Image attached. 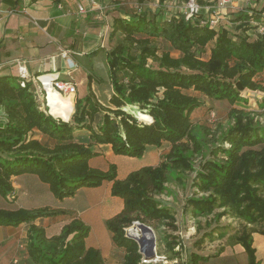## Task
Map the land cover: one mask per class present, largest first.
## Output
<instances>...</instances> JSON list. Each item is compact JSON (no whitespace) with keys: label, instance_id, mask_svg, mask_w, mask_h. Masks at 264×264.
I'll return each mask as SVG.
<instances>
[{"label":"trees","instance_id":"obj_1","mask_svg":"<svg viewBox=\"0 0 264 264\" xmlns=\"http://www.w3.org/2000/svg\"><path fill=\"white\" fill-rule=\"evenodd\" d=\"M136 2L141 5L143 0ZM194 2L203 5L205 0ZM263 11L264 6L237 8L228 25L218 20L215 26L201 24L206 19L201 14V18L163 17L148 8L117 16L111 32L114 45L97 50L105 55L112 88L109 106L95 98L89 81L87 94L75 99L68 121L41 109L21 77L0 76V195L12 202L16 197L12 177L22 173L37 175L58 199L110 181L111 194L124 205L105 225L114 245L124 251L122 264H142L136 240L124 231L134 221L156 222L159 231L161 225L177 230L173 213L156 196L166 191V183H182L187 173H193L191 186L196 190L186 201L193 217L223 208L218 217L264 221V197L258 195L259 186H264V125L235 107L247 102L241 88L264 91V35L256 31V23L264 24ZM159 40L168 42L170 50L163 49ZM171 50L179 54L172 56ZM195 93L231 106L233 122L225 131L217 135L205 123L191 119L204 105ZM76 129L88 132L87 142L75 138ZM35 130L53 144L34 138ZM162 143L169 148L157 165L140 167L122 179L117 178L114 164L107 170L88 164L97 153L95 144H109L116 154L141 157L147 146ZM63 214L73 212L0 208V226L29 224L26 251L34 264H104L100 250L86 245L90 228L80 218L73 216L49 236L35 223L41 217ZM161 230L165 246L174 251L171 233ZM237 241L247 254V264H259L248 237ZM208 258L191 253V264Z\"/></svg>","mask_w":264,"mask_h":264},{"label":"crops","instance_id":"obj_2","mask_svg":"<svg viewBox=\"0 0 264 264\" xmlns=\"http://www.w3.org/2000/svg\"><path fill=\"white\" fill-rule=\"evenodd\" d=\"M123 1L0 0V76L20 77L19 67H23L26 82L40 108L54 117L70 120L74 101L87 94L88 82L95 94L99 82L107 80L103 50L112 48L115 43V37L111 38L114 18L124 17L131 11L122 6L131 7V3H127L129 0ZM256 2L254 6L261 7L258 5L260 0ZM79 6L84 8V12L78 11ZM212 6L208 3L206 8ZM100 48L103 50L97 51ZM54 79L71 80L76 85V92L64 96L56 93L50 86ZM107 83L111 87L109 80ZM74 134L77 140L87 142L86 130L76 129ZM33 137L40 141L46 139L36 130ZM92 147L97 153L89 158V166L107 170L114 164L117 178L122 179L140 167L157 165L169 144L149 145L141 157L116 154L109 144ZM12 185L15 199L9 202L0 195V208L50 207L71 211L73 215L41 217L35 223L42 226L49 236L57 234L65 222L76 216L90 228L86 245L99 249L106 264L123 263L124 251L114 245L111 232L105 225V221L120 212L124 205L120 197L111 194L110 181H104L97 187L79 188L70 196L81 198L77 206L63 205L62 201L67 197H54L49 186L33 173L13 176ZM28 226V223L0 226V264H34L26 251Z\"/></svg>","mask_w":264,"mask_h":264},{"label":"rangeland","instance_id":"obj_3","mask_svg":"<svg viewBox=\"0 0 264 264\" xmlns=\"http://www.w3.org/2000/svg\"><path fill=\"white\" fill-rule=\"evenodd\" d=\"M220 0H205L203 5H198V11L193 17L206 19H214L224 21L227 25L230 21L229 17L232 11L237 8H248L254 6L256 1L249 0L236 1L232 0L230 3L223 6L219 5ZM125 2V0L123 1ZM211 3L212 8H206L208 3ZM131 7L123 4L122 6L131 11H143L145 8L151 9L154 12L158 11L159 15L168 17L173 14H186L189 12L186 1L183 0H167L163 4H159L158 0H143L139 5L136 0H129ZM259 6H264V0H260ZM140 7V8H138ZM205 12V13H204ZM200 14L202 15L200 17ZM227 16V17H226ZM163 49H169V43L166 41H157ZM179 53L171 50L172 56H177ZM152 63L151 60H148ZM153 64H155L153 62ZM103 79L95 89V98L104 106H109L108 99L111 92V87ZM68 80V79H66ZM241 95L247 99L246 103L236 105V108L244 109V111L254 115L255 122H260L264 125V107H260L264 101V91L249 90L247 88L240 89ZM203 100L204 105L198 107L191 115V119L196 123H205L211 132H216L219 135L225 131L227 127L233 122L229 115L231 106L227 101H216L201 94L195 93ZM128 109V107H126ZM135 113L134 111H131ZM142 118V113H135ZM213 114V115H211ZM143 122V121H141ZM43 142L53 144L50 139L42 140ZM210 144V143H209ZM199 158L195 160L194 164H198ZM193 173L186 174L182 183L170 181L166 183V191L157 195L159 203L169 208L175 217V224L177 230L171 231L168 227L160 226V231L156 229V222L145 224L151 231L152 237L146 240L144 231L139 227V221H134L131 225L125 227V234L138 244V252L142 255V264H191V253H196L200 256H209L207 260H200L198 264H247L248 258L244 248L238 243V238L246 235L251 242V246L256 250V256L260 264H264V244L262 240V231L264 229V221L251 222L238 216L224 215L218 217L217 214L223 208L216 209L214 213L208 216L193 217L190 213L186 201L189 197L196 193V190L191 186ZM197 195H200L198 193ZM258 195L264 197V186H259ZM52 196V194H51ZM195 196V195H194ZM80 197H67L62 203L65 206L80 205ZM67 219V216H65ZM130 228L137 229L139 238L133 236L129 231ZM171 233V240L175 241L174 251H169L164 244L162 235L164 230ZM166 233V232H165ZM262 237V238H261ZM143 239V242L141 240ZM104 264L106 262L104 261Z\"/></svg>","mask_w":264,"mask_h":264},{"label":"built area","instance_id":"obj_4","mask_svg":"<svg viewBox=\"0 0 264 264\" xmlns=\"http://www.w3.org/2000/svg\"><path fill=\"white\" fill-rule=\"evenodd\" d=\"M232 0H220L219 5L223 6L225 4L230 3ZM236 1H245L248 2L249 0H236ZM187 6L189 9V12L186 13V17L193 16L198 11V6L195 4L194 0H188ZM79 12H84V8L82 6H79L78 8ZM264 14V11H263ZM202 19L200 21L201 24L208 23L210 26H215L218 22V20L214 19ZM256 31L260 35H264V24L263 23H256ZM74 66V65H73ZM19 74L20 77L26 81V72L23 67H19ZM23 84V83H22ZM51 88L60 95H73L76 92V85L71 80H64V79H54L50 82ZM213 115V114H211Z\"/></svg>","mask_w":264,"mask_h":264},{"label":"bare ground","instance_id":"obj_5","mask_svg":"<svg viewBox=\"0 0 264 264\" xmlns=\"http://www.w3.org/2000/svg\"><path fill=\"white\" fill-rule=\"evenodd\" d=\"M140 115H141V114H140ZM140 115L137 116V117L140 118V119H143V120H146V121H151V120H152L151 117H150L149 115L143 114V115H142V118L140 117ZM129 231L132 233L133 236H136L137 238H139V234H140V233H138L137 229L130 228ZM144 232H145V233H144L143 235H144L145 239H146V240H149V238L152 237L151 233H148L147 231H144Z\"/></svg>","mask_w":264,"mask_h":264},{"label":"water","instance_id":"obj_6","mask_svg":"<svg viewBox=\"0 0 264 264\" xmlns=\"http://www.w3.org/2000/svg\"><path fill=\"white\" fill-rule=\"evenodd\" d=\"M139 227L143 230V231H151V229L144 225L143 223H139ZM141 242H143V239L141 240Z\"/></svg>","mask_w":264,"mask_h":264}]
</instances>
